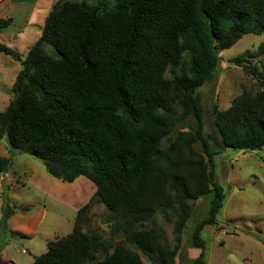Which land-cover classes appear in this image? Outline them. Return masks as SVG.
<instances>
[{
    "label": "trees",
    "instance_id": "obj_1",
    "mask_svg": "<svg viewBox=\"0 0 264 264\" xmlns=\"http://www.w3.org/2000/svg\"><path fill=\"white\" fill-rule=\"evenodd\" d=\"M107 5L56 0L23 59L0 42V53L21 65L13 98L0 111V139L39 159L52 177L71 183L84 176L95 186L72 230L48 241L32 264H143L129 247L117 244L109 253L99 234L83 231L94 203L106 207L113 230L152 264H174L190 202L210 193L207 213L190 235L191 247L200 249L193 264H206L201 233L217 223L225 198L215 181L210 141L241 150L264 146V69L243 55L234 58L237 65L248 62L262 89L242 90L229 107L213 110L217 137L203 133L197 89L212 78L219 51L244 34H264V0ZM11 21L1 18L0 28ZM257 52L264 55V40ZM10 165V157L0 156V174ZM28 209L6 202L2 218ZM157 213L173 224L172 247L162 242L158 227H145Z\"/></svg>",
    "mask_w": 264,
    "mask_h": 264
},
{
    "label": "rangeland",
    "instance_id": "obj_2",
    "mask_svg": "<svg viewBox=\"0 0 264 264\" xmlns=\"http://www.w3.org/2000/svg\"><path fill=\"white\" fill-rule=\"evenodd\" d=\"M85 1L90 4L97 2V0ZM113 2L114 0H107V6H112ZM50 7V4L45 7L46 13L49 12ZM6 35L7 32L2 29L0 38H4L7 46L18 52L25 50L26 45L23 44L20 36L17 39L7 38ZM263 40L264 34L247 33L230 48L219 51L220 60L212 78L197 89L203 107L205 135L211 133L217 137L214 109L222 110L229 107L232 99L242 90L254 94L262 89L246 67L249 66L247 61H250L258 69H264V55L257 52V46ZM45 50L51 52L49 46H45ZM240 55L245 56L247 61H241L237 65L234 63V58ZM3 59L13 62L4 65ZM17 66V60L0 53V111L5 110L13 98L11 87ZM4 71L9 73H2ZM186 122L192 124L193 120L188 118ZM166 144L167 141L164 140L161 145L164 147ZM194 148L203 153L199 141L194 143ZM5 150L7 146L0 141V156L5 155ZM210 150L214 153L215 181L222 185L225 198L217 214V223L205 226L201 233L205 240L206 264H264V146L255 150H241L221 147L211 140ZM7 157H10L11 165L3 174L4 180H0V188H2L0 228L4 231L8 219V217L2 218V210L6 202L15 201L14 203L18 205H20L18 202L22 203V206L30 208L29 213L35 220L42 221H40L39 233L30 235L26 239L20 236L11 237L6 233L7 230L2 231L0 247L8 245L9 254L16 264H28L47 250L48 241L62 238L72 230L76 207L79 209L88 201L87 196L91 195L90 185L94 184L86 177L79 176L75 183L69 186V183L48 174L42 162L27 153L10 152ZM210 198L209 193L190 202L191 215L182 231L174 264H193L195 258L190 254L193 248L190 235L196 222L206 215ZM86 215L87 221L82 226L83 231L99 234L106 243L110 244L109 253L117 244H123L134 250L143 264H152L138 249L125 241L121 232L113 230L112 223L108 219L109 212L102 203L92 204ZM151 226L161 230L163 243L173 246L172 222L166 221L157 213L145 225V227ZM23 243L27 246L22 245ZM98 256L102 258L104 253L101 252ZM0 264H3L1 260Z\"/></svg>",
    "mask_w": 264,
    "mask_h": 264
},
{
    "label": "crops",
    "instance_id": "obj_3",
    "mask_svg": "<svg viewBox=\"0 0 264 264\" xmlns=\"http://www.w3.org/2000/svg\"><path fill=\"white\" fill-rule=\"evenodd\" d=\"M55 1L56 0H50V1L48 0H0V19L9 17L12 20L11 23L7 27L0 28V31L2 29L5 30L7 32V35H6L7 38L11 37V38L18 39L19 38L18 36H20V39H23L22 42L23 44L26 45L25 50L23 52H18L16 50L19 53L21 59L24 58L29 48L34 44V42L38 39V37L41 34L44 19L47 15V13L45 12L46 11L45 7H47L49 4L52 7ZM1 41H3L2 43L5 42L4 44L8 45L7 42L4 40V38H0V42ZM3 60L5 63L4 65H8L9 63L13 62L8 59H3ZM17 65H18L17 66L18 67L17 72H18L21 68L19 61H17ZM17 72L14 73V78ZM2 73H9V72L4 71ZM0 141L3 142L5 146H7V150H5L6 153L3 156L7 157L9 156L10 152L11 153L17 152L9 148L4 138L0 139ZM12 159L14 160V156ZM5 173L0 174L1 181L4 180L3 174ZM76 180L77 178L73 182L69 183L68 185L72 186ZM90 189H91V195H92L95 190V186L90 185ZM1 190L2 188H0V212H1V205H2ZM91 195L87 196L88 200L91 197ZM12 202L14 203L15 201H12ZM18 203L20 205H23L20 202ZM24 205H27V204H24ZM76 210H78L77 207H76ZM29 212H30V208L22 212L21 210L20 211L15 210V212L12 215H10L8 219L6 220L5 225H4V231L0 228V237H1L2 231L5 232V230H7L6 233L10 234L11 237L18 236L14 234V232H17V233L24 235L20 237H25V239L26 237H30V235L38 234L40 230V221L42 220L41 219L35 220V218H33L34 216H32ZM22 245L27 246L26 243H23ZM7 246L8 245H5L3 248L0 247V260L2 261L3 264H16V261H14L13 258L10 256ZM199 252H200V249L192 248L190 251V254L193 258H195L199 255ZM32 263H33V260H31V262H29L28 264H32Z\"/></svg>",
    "mask_w": 264,
    "mask_h": 264
}]
</instances>
